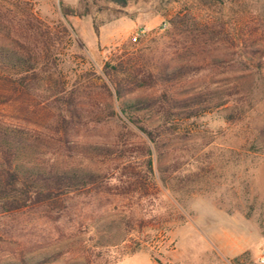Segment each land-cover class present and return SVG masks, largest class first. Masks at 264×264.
I'll use <instances>...</instances> for the list:
<instances>
[{
    "label": "rangeland",
    "instance_id": "374dc122",
    "mask_svg": "<svg viewBox=\"0 0 264 264\" xmlns=\"http://www.w3.org/2000/svg\"><path fill=\"white\" fill-rule=\"evenodd\" d=\"M14 1L48 29L53 41L47 61L52 74L39 81L46 88L43 98L63 87L65 94L73 89L85 101L106 83L101 69L107 61L123 54L146 59L161 54L169 20L185 13L188 29L208 23L219 31V46L211 54L222 61L193 77L190 86L212 83L218 92L236 86L239 93L196 118L175 121L177 141L151 146V179L141 176V165L135 161L131 167L137 176L128 188L88 187L32 207L0 211V264H15L18 253L30 263L55 257L47 264H260L264 0H223L187 11L185 7L196 0H126L123 6L107 0ZM145 45L149 49L139 53ZM228 59L242 70L226 73L223 61ZM9 95L0 84L2 120L62 136L56 102L44 100L33 108L39 98ZM113 103L118 112L119 103ZM84 114L89 123L72 130L78 141H111L120 131L116 122L103 121L104 113L88 104ZM130 137L134 143L144 141L138 131ZM56 148L47 150L70 168L104 173L110 165L107 156L62 158ZM171 156L177 159L174 169ZM54 214L59 216L55 222Z\"/></svg>",
    "mask_w": 264,
    "mask_h": 264
},
{
    "label": "trees",
    "instance_id": "16d2710c",
    "mask_svg": "<svg viewBox=\"0 0 264 264\" xmlns=\"http://www.w3.org/2000/svg\"><path fill=\"white\" fill-rule=\"evenodd\" d=\"M107 1L119 6L126 2ZM222 1L196 0V4L187 5L185 10ZM185 17L186 13L182 17L176 14L169 20L170 31L165 33L167 40L161 54L148 59L142 55L134 58L123 54L107 61L101 69L106 83L96 94L86 96L85 102L73 89L65 94L63 87L41 97L46 88L40 87L39 81L52 74L47 63L52 38L48 29L30 11L23 10L19 2L0 0V41L3 42L0 43V84L9 90V97L22 94L27 99L31 96L39 98L31 104L33 108L44 104V100L48 104L56 102L58 121L64 128L62 136L55 138L0 118L1 212L32 207L88 187L96 190L101 185L109 190L128 188L130 180L137 176L131 167L135 161L141 165V176L151 179V146L177 141L179 137L173 127L175 121L196 118L212 106L230 102L239 93L236 86L223 92H218L212 83L190 86L193 77L222 61H217L219 57L211 54L219 46L216 45L219 31L208 23L188 29ZM154 42V39L150 41ZM147 49L149 45L138 52ZM175 60L179 62H173ZM223 62L228 66L226 73L235 74L242 70L234 66V59ZM113 102L119 103L118 112L113 111ZM86 104L96 108L100 115L104 113L103 121L116 122L120 131L114 139L99 143L76 139L72 130L84 128L90 121L84 114ZM134 131L144 137L143 142L131 141L130 135ZM165 136L171 139L165 141ZM53 145L62 158L81 160L91 154L107 156L110 165L104 173L70 168L58 163L54 154L47 150ZM170 159L174 169L177 159L174 156ZM53 217L55 222L59 216L54 214ZM54 259L44 257L30 263L24 253H18L15 264H47Z\"/></svg>",
    "mask_w": 264,
    "mask_h": 264
},
{
    "label": "built area",
    "instance_id": "2783aa9c",
    "mask_svg": "<svg viewBox=\"0 0 264 264\" xmlns=\"http://www.w3.org/2000/svg\"><path fill=\"white\" fill-rule=\"evenodd\" d=\"M136 36L132 37V40L133 41H136ZM257 261L260 263V264H264V249H260L259 250V253L257 255Z\"/></svg>",
    "mask_w": 264,
    "mask_h": 264
}]
</instances>
